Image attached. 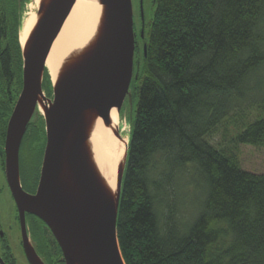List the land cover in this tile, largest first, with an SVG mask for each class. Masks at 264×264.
<instances>
[{
	"label": "trees",
	"instance_id": "trees-1",
	"mask_svg": "<svg viewBox=\"0 0 264 264\" xmlns=\"http://www.w3.org/2000/svg\"><path fill=\"white\" fill-rule=\"evenodd\" d=\"M29 1L8 0L14 28L0 23V37L12 35L6 69L14 58L22 65L19 29ZM155 6L147 55L136 62L142 76L132 81L138 102L128 117L117 219L125 264H264V162L246 159L247 150L264 151V114L236 137L237 156L206 140L231 115L264 106V0ZM44 88L50 96L47 71ZM44 126L42 119L40 158Z\"/></svg>",
	"mask_w": 264,
	"mask_h": 264
},
{
	"label": "water",
	"instance_id": "water-1",
	"mask_svg": "<svg viewBox=\"0 0 264 264\" xmlns=\"http://www.w3.org/2000/svg\"><path fill=\"white\" fill-rule=\"evenodd\" d=\"M75 1H45L26 46H21L23 90L7 129V180L22 216L29 212L46 224L65 264H125L117 219L129 143L125 163L118 167L114 199L90 166L87 136L94 118L110 126L111 111L115 108L121 114L131 97L132 81L138 78L133 3L102 0L105 23L101 40L78 65L71 66L57 83L52 82L51 99L42 86L46 61ZM142 17L144 21L143 8ZM141 36L145 37L144 28ZM143 49L146 56L147 43ZM39 99L47 103L42 113L46 144L38 190L30 195L21 185L19 151ZM114 131L118 133L119 128ZM26 250L31 264H44L30 245Z\"/></svg>",
	"mask_w": 264,
	"mask_h": 264
},
{
	"label": "flooded vegetation",
	"instance_id": "flooded-vegetation-1",
	"mask_svg": "<svg viewBox=\"0 0 264 264\" xmlns=\"http://www.w3.org/2000/svg\"><path fill=\"white\" fill-rule=\"evenodd\" d=\"M12 2L14 3V1ZM21 2L22 0H18V6H21ZM13 3L8 2V0H0V23H6L8 20L11 29L14 28L15 17ZM142 6L143 0H141L140 4L141 14ZM3 15H6L7 19L5 21L1 19ZM143 28L145 30L144 25L137 26L134 10V30L136 33L135 66L140 48L145 44L143 42L145 37L142 38L141 36ZM4 37H0V177L3 178L2 182L0 179V264H31L26 250L28 245L33 248L35 254L44 264H65L62 259V250L46 224L39 217L29 212H25L24 217L22 216L7 180L5 163L6 136L9 120L23 90V61L22 65H20L14 58L8 62V68H5L3 49L8 46L10 43L9 39L12 37V35H9V29H7ZM2 43L5 46H2ZM42 86L46 96L50 97L44 88V78ZM124 112L123 106L121 114H124ZM41 118L44 120L37 105L22 139L19 151L21 185L23 190L30 195L37 193L41 177L44 155L43 150L40 158L39 153L42 145L39 140ZM45 144L46 132L44 148ZM38 225L41 227L37 228ZM37 229L40 231L39 237L43 236L40 238L43 239L42 247L37 239Z\"/></svg>",
	"mask_w": 264,
	"mask_h": 264
},
{
	"label": "bare ground",
	"instance_id": "bare-ground-1",
	"mask_svg": "<svg viewBox=\"0 0 264 264\" xmlns=\"http://www.w3.org/2000/svg\"><path fill=\"white\" fill-rule=\"evenodd\" d=\"M48 0H30L26 4L19 29V42L25 47L40 18L43 3ZM105 12L102 0H76L59 35L55 39L46 61V70L54 84L71 66L93 52L101 40L104 30ZM47 103L39 99L41 113H45ZM128 121V120H126ZM121 114L114 108L111 111V125L107 126L100 118H94L87 136L91 158V168L112 197L117 196V172L119 165L125 163L130 130ZM114 127L119 128L115 133Z\"/></svg>",
	"mask_w": 264,
	"mask_h": 264
},
{
	"label": "rangeland",
	"instance_id": "rangeland-1",
	"mask_svg": "<svg viewBox=\"0 0 264 264\" xmlns=\"http://www.w3.org/2000/svg\"><path fill=\"white\" fill-rule=\"evenodd\" d=\"M133 3V9L135 10L136 14V24L137 26H143L145 27L146 32L150 29V24L152 22V19L154 17L155 12V0H143V13H144V23H143V17L140 10V4L141 0H132ZM26 11V10H25ZM142 49V57L138 56V61L141 60L143 63V47ZM141 63V71L139 74V71L137 70V73L142 76V66ZM138 81V80H137ZM137 85H139V81L137 82ZM131 97H128L124 103V119L125 121L128 120L129 115L135 116L136 114V107L138 102V90H136V84L131 85L130 89ZM53 93L50 95L49 98L52 99ZM264 106H254L250 108L249 110L244 111V113H237L234 115H231L229 118L225 119L223 122H221L210 134L206 136V140L215 148L223 151L226 154L237 156L238 150H237V144H236V137L240 132L243 131L246 125L253 122L254 119L258 117V114L261 112L264 114ZM123 114V115H124ZM126 117V118H125ZM128 124V121H126ZM130 130V127L128 125V131ZM253 158H256L255 160H261L264 162V151L261 152L259 150H256V153L254 150H247L246 159L248 161H251ZM1 182L3 181V178L0 177Z\"/></svg>",
	"mask_w": 264,
	"mask_h": 264
}]
</instances>
